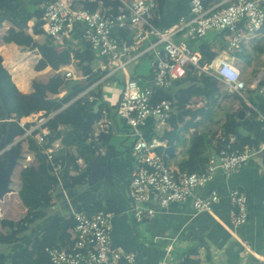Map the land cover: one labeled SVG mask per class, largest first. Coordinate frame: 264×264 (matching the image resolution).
<instances>
[{
	"label": "crops",
	"instance_id": "1",
	"mask_svg": "<svg viewBox=\"0 0 264 264\" xmlns=\"http://www.w3.org/2000/svg\"><path fill=\"white\" fill-rule=\"evenodd\" d=\"M49 1L22 0L23 11L25 12L22 16L16 15L8 9H0V45L2 44L0 49L2 47L4 48L3 53H0L3 57L2 65L5 68L9 66L7 68L12 74H29V72L36 66L35 68L37 70L49 69L45 74L53 72L51 76L60 75L67 82H81L88 84L86 89L71 99L70 102L79 97L87 96L90 100H96L92 107L94 112H98L100 110L99 107L103 105L102 115L93 123L92 132L88 139L89 143L98 148L97 153L99 155L90 163L87 162L86 157L84 156L77 157V163L80 169L76 170L72 168L71 174L76 176L86 167H89V174L85 181L67 189L63 187V182L60 178V172L62 170L61 159L57 161L54 159V156L65 148V144L62 143L63 134L61 137L50 143L51 145L56 143L59 144L53 152L52 159H50L46 153V148L49 146L43 148V151L47 154L48 159L52 164L53 172L59 180V186L52 192V201L49 204L42 206L43 212H41L42 214L39 219L29 225L28 228L19 235V240L10 244L0 243V254L4 253L6 257L4 263L15 264V258L17 255L28 250L33 245V241L41 236L42 232L51 225L53 220L59 216H73V213H71L73 208L88 213L89 215L94 214L99 210L112 212V237L114 243L123 247L127 251L134 252L138 264H261L262 259H264V149L256 154L250 162L239 171L233 172L231 175H224L223 172H218L215 174L212 181L201 185L196 189V194L199 196H206L213 189L219 192L220 200L214 204L211 211L196 213L191 199L187 202H174L169 206L162 208L158 203L157 192H153L155 200L152 204L156 208L155 216L142 222L137 221L133 216V211H131L134 206L131 180L139 167L138 160L133 153L132 147L134 143L133 141H135L137 137L132 133V128L117 113L118 103L126 79L124 71L121 69L116 71L113 76L104 79V73H106V70L100 68V61L96 59V57H94L92 62L76 57V53L82 52L85 54L87 50L85 48L83 24H79L76 31L64 39L62 43L54 40L57 44L56 49L58 51L65 48H70L71 50V60L66 64H60L56 68L49 64V62H47L41 69L37 68V65L42 59V54L37 48L31 50L25 45L17 44L14 40H11V42L3 41V36L7 34L9 28L25 30L32 34L35 39L43 40L48 34L44 32V30L35 31V23L38 19L36 12L42 10L44 8L43 5ZM78 1L83 4L86 3L87 0ZM88 1L91 2L95 0ZM96 1L98 2L97 5L101 2L102 6L108 13L113 12L114 5L112 3L105 5L103 0ZM167 1L168 0H166V2ZM166 2L163 9L160 11L157 0V7L151 17V21L158 27L165 13ZM190 4L191 3L189 2L187 9L182 0H176L175 5L179 14L166 27L177 22L181 16H188L190 12ZM31 27L32 31L30 30ZM133 34V31L129 30L126 34H120V38L130 40L131 37H133ZM205 39L212 44V50L216 52L215 56L219 52H222L228 44L226 33L223 31L212 32L210 35L206 36ZM255 39L256 38H253L248 44L246 42L243 43L241 48L233 54L247 81L252 79L258 69L255 68L253 57H260L262 62H264V51L261 54H258L254 49V46L257 43H262L264 39L256 43ZM12 45L16 46V55L20 56V59L26 56L28 50L36 53L34 55L37 62L29 71H14L13 65L7 57L8 51ZM192 46L194 50L201 54L197 47V41L192 42ZM251 47H253L254 51L253 57L242 52ZM243 62L246 65L243 64ZM130 64H134V71L129 70L127 67L128 71L126 73H128L130 77L138 79L143 86L153 87L154 97L155 90L158 87L154 86L152 54H145L139 60L133 61ZM88 65L92 67V71H100L99 74L97 73L94 75L99 76V78L91 77V75L88 74L85 68V66ZM191 66L193 65H190L188 69ZM193 67H195L198 72H202L199 71L196 66ZM67 70H72L74 74L82 77H66L64 73ZM205 73L214 76L208 72ZM44 76L42 82L51 77L44 78ZM183 78L179 80H182ZM89 81L92 82L89 84ZM103 83L105 85L102 88L101 86ZM175 83L176 81L167 88H160L166 95H170L174 98V101L167 100L172 104L171 107L173 108V112L171 118L174 117L175 123L172 122L170 118L169 124L162 130L157 131L153 121H151L141 128V132L147 139L159 138L164 142V145L158 147L157 151L164 156L165 162L176 175L180 174L182 171L201 172L205 170L211 155L218 151L217 146L220 144L221 147L227 146L228 142H230L229 139L232 136H236L233 133L228 134V136H225L224 134L223 124L228 115L238 112L239 116V111L244 109L241 105L244 101L246 105L256 108V105L258 104L264 105V99L259 95L257 96L254 91L248 90L245 95L246 100L242 101L241 96L234 92L239 98L233 101L232 105H234L235 108L227 110L226 112L224 111L226 113L225 118L218 122V126L215 123L216 116L218 111H222L223 101L226 100V98H222L223 89L226 88L219 84V94L212 99L203 95L195 94L189 100V103L186 104V108L182 109L177 106L176 93L180 88L188 87L191 83L188 81L179 84ZM33 91H35V89L31 92ZM67 91L68 86L65 85L58 93L54 94L53 97L61 98ZM99 101H101V103L98 105ZM66 105L67 104L63 105L62 108ZM58 111L59 110L54 112ZM248 112V110H245V116H249ZM38 113L45 114V111H40ZM34 114L37 113H32L31 115L23 116L21 118L24 121L31 122L35 117ZM104 117L111 120L113 119V127L103 130L98 127V122ZM262 123L264 129V122ZM173 126L178 127L179 130L172 138L174 143L168 144L164 137ZM48 127L50 128V126ZM59 129L66 131L69 129V126L60 125ZM50 130L51 135L54 130H52V128H50ZM98 130L100 131L96 137L95 134ZM104 132L111 133L110 140L105 144L101 143L103 142L101 135ZM201 133L207 134L210 142H205L203 145H199L198 148L190 149L194 137ZM241 133L244 135H254L253 132L243 128L241 129ZM169 137L171 139V136ZM31 138H34L37 144H39L35 137H30L27 141L28 146L22 142L17 143L22 146V153L17 154L23 156L26 154V149L30 150L34 153L35 157V161L32 165L37 166L38 160L36 158V153L30 148L29 144ZM225 139H227V141ZM220 140L222 142H220ZM236 140L239 142L238 138ZM12 142L13 141H9L8 144H11ZM263 143L264 141L254 147H259ZM8 144L4 139L3 148ZM17 144L12 145L10 148L13 149V146ZM40 145L44 146L45 144ZM167 147L173 148L171 155L165 151V148ZM9 149L0 155V160L6 159L8 163ZM68 150L72 152L75 151L71 147L68 148ZM206 157H208V162L202 169L200 168L199 159L202 160V158ZM95 159L99 162L100 166L105 168L106 171L110 168L113 175L110 174L106 176L107 178L105 179L102 178L95 183H90L92 171L90 164ZM21 161L22 158L18 157L17 164L11 175L10 186L12 190L0 199V208L3 212V217L0 216V232L4 234L10 231V227L2 224L3 219L16 222L27 212V206L22 202L19 196V188L22 183L21 171L24 167L19 169V182L17 181V184H13L14 172L18 166H21ZM58 164H60L61 167L58 170V173H56L55 166ZM6 165L0 163V167ZM236 188L246 193V209L248 210L247 221L237 227L233 226L230 219V208H232V204L229 198V191ZM68 233L71 235V242L64 246L60 244L56 246L65 247L73 242L72 228L68 230ZM242 252H244V254H242ZM33 258L34 261H27H32V264H48V260L38 252H36Z\"/></svg>",
	"mask_w": 264,
	"mask_h": 264
},
{
	"label": "built area",
	"instance_id": "2",
	"mask_svg": "<svg viewBox=\"0 0 264 264\" xmlns=\"http://www.w3.org/2000/svg\"><path fill=\"white\" fill-rule=\"evenodd\" d=\"M120 2L119 12L113 14L108 13L101 2L93 10L78 0H50L43 5L42 28L54 40L62 43L76 31L77 25L83 24L84 39L90 44L94 57L100 61V68L106 70L104 79L121 69L126 75L117 113L137 137L132 147L139 167L131 180L134 201L131 211L135 219L142 222L155 216L153 192H157L162 208L191 199L196 213L209 212L220 200L219 192L213 189L208 195L199 196L196 189L212 181L218 172L231 175L239 171L264 149V143L259 147L248 144L238 146L236 136H232L227 146L211 155L204 171H182L176 175L164 156L157 151L164 142L159 138L147 139L141 132V128L151 121L157 131L165 128L172 116V104L167 99L153 102V87L143 86L138 79L130 77L126 73L127 67L150 53L153 56L155 87L171 86L185 77L188 67L193 65L199 71L213 74L222 87L238 93L243 100H246L248 90L264 99V64L247 81L233 55L243 43H250L264 29V0H191L189 15L181 16L177 22L163 29L151 21L157 0ZM124 29L133 31L131 40L120 38L118 32ZM217 31L226 33L228 44L210 62L202 65V56L193 49L192 42ZM64 74L66 77H82L72 70ZM54 114H34L31 122L17 118L24 132L1 149L0 155L19 142L28 146L30 137H35L39 144L48 143L51 130L47 123ZM258 117L264 122V114L259 112ZM98 125L101 130L108 129L113 127L114 121L104 117ZM58 146L56 143L46 148L50 159ZM23 156L22 167L35 161L34 153L28 149ZM60 167V164L55 166L56 173ZM229 198L232 204L230 219L237 227L248 219L247 195L236 188L229 191ZM2 213L0 208L1 217ZM71 213L75 220L73 242L65 247H45L51 264H138L134 252L114 243L112 212L99 210L89 215L72 208ZM261 264H264V259Z\"/></svg>",
	"mask_w": 264,
	"mask_h": 264
},
{
	"label": "trees",
	"instance_id": "3",
	"mask_svg": "<svg viewBox=\"0 0 264 264\" xmlns=\"http://www.w3.org/2000/svg\"><path fill=\"white\" fill-rule=\"evenodd\" d=\"M49 1V0H46ZM105 5L112 3L114 5V10L111 13H117L119 0H103ZM166 0H158L159 10L161 11L165 6ZM97 1H86L82 5L90 8L96 9L98 7ZM0 9L11 10L16 15L22 16L25 14L23 11L22 0H0ZM38 19L35 23V31H43L42 28V17L44 14V8L37 11ZM128 29L120 30L118 34H126ZM264 31V29L262 30ZM132 39V38H131ZM130 39V40H131ZM14 40L19 45H25L29 49L37 48L42 54V59L40 60L37 68L41 69L47 62L51 64L54 68L58 67L60 64H66L71 60V50L70 48H65L58 51L56 49L57 44L54 38L46 35L43 40H37L32 34L26 32L25 30H16L15 28H9L7 34L3 36V41L11 42ZM198 49L202 54L201 64L204 65L209 62L216 54L212 50V44L208 42L205 38L197 40ZM2 45V44H1ZM0 45V46H1ZM86 53H76V57H80L84 60H89L92 62L94 59L93 52L91 50L90 44L85 40ZM255 51L261 54L264 51V41L262 43H257L254 46ZM4 48L0 49L2 54ZM0 54V149L4 147V139L8 141H14L15 137L24 132V128L15 119L21 118L23 116L31 115L32 113H38L40 111H45V115L54 112V116L49 119L48 126L54 130L48 137V143L44 146L37 144L34 138L29 140L30 148L35 151L36 158L38 160V165L34 166L32 164L27 165L21 171L22 183L19 188V196L22 202L27 206V212L18 221L12 220H2L4 226H9L10 231L6 234L0 232V243H13L19 240V235L25 231L29 225L35 222L41 216L43 212L42 206L49 204L53 198V190L59 186V180L53 172L52 164L48 159L47 154L43 151V148L50 146L51 142L62 136V143L65 144L63 151H60L54 156L57 161L61 159L62 170L60 172V178L63 182V187L69 189L70 187L79 185L81 182L85 181L89 174V167L84 168L76 176L71 174V169L79 170L80 167L77 163L78 156L86 157L88 163H90L96 156L97 147L89 143V135L92 132L93 123L98 120L102 115L103 105L99 108L98 112L93 111V106L96 100H90L87 96L79 97L72 102L71 99L76 97L81 91L86 89L88 84L81 82H67L60 75L51 76L48 80L43 81V76L49 69L37 70L35 67L29 74H12L3 65V57ZM88 74L94 78L99 76H94L99 74L97 71H92L90 65L85 66ZM12 74V75H11ZM13 77V79H12ZM15 82H14V81ZM190 82L188 87L180 88L177 93L176 103L177 106L185 109L186 104L195 95H203L209 99H212L217 94H219V82L212 76L205 72H198L197 69L191 66L185 78L182 80H176L175 84ZM92 82V81H91ZM89 81V84L91 83ZM67 85L68 91L61 98L53 97L54 94L58 93L60 89ZM31 92L32 90H34ZM31 92V93H26ZM162 99H169L174 101L172 96H168L160 88L155 90V95L153 97V102H158ZM242 101H244L242 99ZM245 102V101H244ZM243 102L242 107L245 110L250 111L249 116L240 118L238 112L229 114L224 127V134L233 133L237 136L239 142L238 146H243L246 144L258 146L264 141V129L263 123L259 119V112L264 114V105H256V109L246 105ZM67 104L62 108L63 105ZM171 121L175 123L174 117ZM60 125L69 126L66 131L60 130ZM253 132L252 134H242L241 129ZM178 127L173 126L172 129L165 135L168 144H173L172 138L178 132ZM171 136V139L170 137ZM111 133H102L101 139L106 143L110 140ZM176 137V136H175ZM227 141V139H225ZM192 147L190 149L198 148L199 145H203L205 142H210L207 134L201 133L194 137L192 140ZM220 142H222L220 140ZM72 148L75 151H69L68 148ZM221 144L217 146V150L221 149ZM15 153H22V146L17 144L13 146ZM200 168H204L208 162V157L199 159ZM0 163L2 165L7 164L6 159H1ZM75 225V220L73 216H59L51 225L42 232L41 236L33 241V245L23 253L17 255L15 258V264H32L33 256L38 252L46 260L48 264H51L50 255L46 251L47 246L56 245H67L71 242L70 233L68 230L73 228ZM5 254H0V264H6Z\"/></svg>",
	"mask_w": 264,
	"mask_h": 264
},
{
	"label": "rangeland",
	"instance_id": "4",
	"mask_svg": "<svg viewBox=\"0 0 264 264\" xmlns=\"http://www.w3.org/2000/svg\"><path fill=\"white\" fill-rule=\"evenodd\" d=\"M183 1V3L185 4V6H186V8L188 9V6H189V0H182ZM175 2H176V0H168L166 3H167V5H166V7H165V13H164V15H163V18H162V20L160 21V23H159V28H161V29H163L164 27H166V26H168V24L173 20V19H175L177 16H178V14H179V12L177 11V7H176V5H175ZM78 26V25H77ZM262 39H264V31L263 32H261L260 34H257V36H256V39H255V43L256 42H258V41H260V40H262ZM34 54H36L34 51H32ZM243 53H245L246 55H251L252 57H253V54H254V51H253V47H251V48H249V49H245V50H243L242 51ZM38 58V57H37ZM244 59V58H243ZM253 59H254V65H255V68H260L263 64H264V62H262V59L260 58V57H253ZM242 62V61H241ZM243 64H245L244 62H243ZM246 65V64H245ZM36 67V66H35ZM134 64H129L128 65V69L129 70H131V71H134ZM53 72H50V74L49 73H47V74H45V76H44V78H47V77H49V76H51V74H52ZM45 80V79H44ZM104 83H103V85L101 86L102 88L104 87ZM222 98L224 99V98H226V100L225 101H223L224 103L222 104L223 105V108H222V111H218V114H217V116H216V121H215V123L219 126V124H218V122L219 121H221V120H223L224 118H225V115H226V111L227 110H231V109H233V108H235L234 107V105H232L233 104V101L236 99L237 100V95H235V93L234 92H230L228 89H223V92H222ZM239 99V98H238ZM225 111V112H224ZM22 162V164H23V161H21ZM22 167V165L21 166H18L17 168H16V170H15V172H14V175H13V184L15 185V184H17V181L19 182V169Z\"/></svg>",
	"mask_w": 264,
	"mask_h": 264
},
{
	"label": "water",
	"instance_id": "5",
	"mask_svg": "<svg viewBox=\"0 0 264 264\" xmlns=\"http://www.w3.org/2000/svg\"><path fill=\"white\" fill-rule=\"evenodd\" d=\"M101 103V101L98 102V105ZM239 116L241 118H244L245 116V110L241 109L239 111ZM5 142L8 144L9 141L5 139ZM165 151L171 155L173 152L172 147L165 148ZM18 157L23 158L24 156H19L17 153L14 152L12 148L9 149V156H8V163L6 166H1V172H0V199L4 197L7 193H9L12 188L10 186L11 183V175L13 173V170L17 164ZM92 171L90 176V183H95L96 181L107 178L108 175H113L112 171H110V168L108 171L105 170L104 167L99 165V162L95 159L90 164Z\"/></svg>",
	"mask_w": 264,
	"mask_h": 264
},
{
	"label": "bare ground",
	"instance_id": "6",
	"mask_svg": "<svg viewBox=\"0 0 264 264\" xmlns=\"http://www.w3.org/2000/svg\"><path fill=\"white\" fill-rule=\"evenodd\" d=\"M15 48H16V46L12 45L8 51V54H7V57L9 58L10 62L13 65L14 71L15 72H27V71H29L34 66V64L37 62L34 53L32 51L28 50L26 56H24L23 58L20 59V56L16 55ZM31 50H33V49H31ZM31 71L29 73H31ZM25 74H28V73H25Z\"/></svg>",
	"mask_w": 264,
	"mask_h": 264
}]
</instances>
